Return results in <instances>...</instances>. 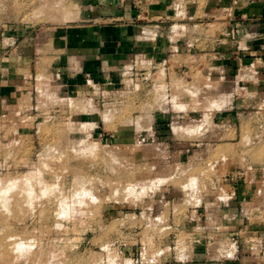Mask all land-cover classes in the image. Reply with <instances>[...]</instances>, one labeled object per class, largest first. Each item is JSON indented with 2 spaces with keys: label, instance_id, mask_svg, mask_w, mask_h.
<instances>
[{
  "label": "rangeland",
  "instance_id": "1",
  "mask_svg": "<svg viewBox=\"0 0 264 264\" xmlns=\"http://www.w3.org/2000/svg\"><path fill=\"white\" fill-rule=\"evenodd\" d=\"M107 1L0 0V264H165L204 227L219 242L214 222L223 239L264 225V92L240 62L206 49L170 76L142 56L92 88L72 83L70 58L54 71L73 28L128 21L103 17ZM149 2L133 1V24ZM29 37L32 76L16 51Z\"/></svg>",
  "mask_w": 264,
  "mask_h": 264
},
{
  "label": "crops",
  "instance_id": "2",
  "mask_svg": "<svg viewBox=\"0 0 264 264\" xmlns=\"http://www.w3.org/2000/svg\"><path fill=\"white\" fill-rule=\"evenodd\" d=\"M124 1L125 11H118L114 4L115 0L114 2L110 0L107 1V7L101 14L103 17L124 16L128 20L126 23L116 26L93 24L71 30L66 50L53 60L55 72L60 74L63 69L58 68L66 66V59L70 58L75 66V74L71 75L73 84L90 88L112 86L118 80L120 69L142 56L150 58L158 67L163 66L165 72L171 76L177 74L181 68H190L192 64H197L204 56L201 52L208 49L209 56L215 59L224 51V55L230 60L231 67L238 68L240 62L242 67L248 69L242 73H247L250 77L255 75L256 88L259 87L264 92V46L255 47L256 50H250L247 46L246 52L241 54L236 52L240 49L238 44L242 45L251 41L249 38L255 32L261 37L260 40L264 41V0H206L204 11L197 6L198 0H181L188 3L187 9L183 11L175 10L177 0H151L150 2L147 0L145 2L151 5L143 8L142 19L145 22L140 24L132 22L138 12L133 9L134 0ZM140 1L142 7H146L144 0ZM198 14L201 16L198 17ZM180 17L183 20L181 25L172 24ZM206 18L208 21H204ZM194 19L199 21L192 23ZM240 35L242 42L238 40ZM23 36H27V33ZM234 36L236 40L232 39ZM17 49L19 50H16L19 52V54L16 53L17 58L20 57L25 64L24 71L32 76L34 66L39 63L37 60H40L37 55L41 48L38 50L33 38L29 37L22 40ZM233 109L232 107V111ZM175 127L177 128V124L173 125L174 131H176ZM156 130L160 131L161 136L168 133V129L158 127ZM238 215L239 213H234L233 216ZM232 221H234L233 218L228 223L231 224ZM217 222H223V220ZM217 222H214L212 226L216 229L215 236L217 238L220 236V239H217L220 240L219 242L212 243L209 230L204 227L202 228L204 236L199 241L196 242L192 238L186 239L185 247L179 250L175 247L174 252L164 258L166 262L162 263L264 264V235L259 236L260 232H264V225L249 226L248 224L246 227L249 232L258 228L256 230L258 236L257 234L237 236L231 231L223 239L222 234L217 235ZM228 228L233 230V227Z\"/></svg>",
  "mask_w": 264,
  "mask_h": 264
},
{
  "label": "bare ground",
  "instance_id": "3",
  "mask_svg": "<svg viewBox=\"0 0 264 264\" xmlns=\"http://www.w3.org/2000/svg\"><path fill=\"white\" fill-rule=\"evenodd\" d=\"M208 89L210 90V91H212V90H214L215 89V87L214 86H209L208 87ZM174 125V124H173ZM180 127H175V130H177V129H179ZM172 129H173V126H172Z\"/></svg>",
  "mask_w": 264,
  "mask_h": 264
},
{
  "label": "built area",
  "instance_id": "4",
  "mask_svg": "<svg viewBox=\"0 0 264 264\" xmlns=\"http://www.w3.org/2000/svg\"><path fill=\"white\" fill-rule=\"evenodd\" d=\"M153 63V62H152ZM126 67V66H125ZM125 67H124V69H125Z\"/></svg>",
  "mask_w": 264,
  "mask_h": 264
}]
</instances>
